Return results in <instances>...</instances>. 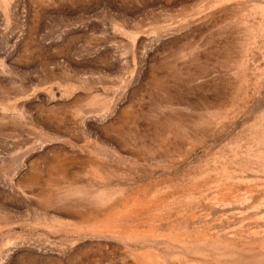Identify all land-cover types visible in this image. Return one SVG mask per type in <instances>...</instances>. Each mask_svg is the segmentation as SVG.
I'll return each instance as SVG.
<instances>
[{
  "label": "rangeland",
  "instance_id": "rangeland-1",
  "mask_svg": "<svg viewBox=\"0 0 264 264\" xmlns=\"http://www.w3.org/2000/svg\"><path fill=\"white\" fill-rule=\"evenodd\" d=\"M0 264H264V0H0Z\"/></svg>",
  "mask_w": 264,
  "mask_h": 264
}]
</instances>
